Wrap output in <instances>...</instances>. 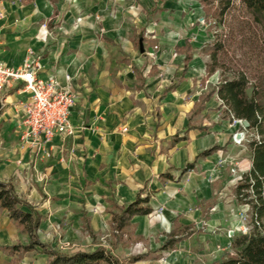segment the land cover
<instances>
[{"label": "crops", "instance_id": "0c3cea01", "mask_svg": "<svg viewBox=\"0 0 264 264\" xmlns=\"http://www.w3.org/2000/svg\"><path fill=\"white\" fill-rule=\"evenodd\" d=\"M110 1L0 0V60L13 67L38 62V77L55 75L69 85L75 96L70 121L77 127L65 138L27 135L23 118L30 96L21 83L6 87L0 93V180L12 182L18 197L42 215L39 240L54 249L56 240L71 234L80 204L81 219L88 218L94 234L140 188L150 195L152 212L134 216L129 235L154 236L162 245L170 229L193 224L197 229L189 236L202 227L211 249L222 233L210 232L229 226L235 209L229 197L221 198L229 189L230 161L245 162L228 142L225 122L206 124L214 106L206 102L192 116L212 83L203 52L209 42L201 26L193 30V15L181 16L180 0ZM185 44L191 46L189 60L178 49ZM195 121L203 127L188 126ZM214 144L226 147L194 162ZM251 164L252 152L249 170ZM186 239L165 264H194L196 251L184 246ZM28 242V233L0 207V264H45L39 246L26 252L2 248Z\"/></svg>", "mask_w": 264, "mask_h": 264}, {"label": "rangeland", "instance_id": "374dc122", "mask_svg": "<svg viewBox=\"0 0 264 264\" xmlns=\"http://www.w3.org/2000/svg\"><path fill=\"white\" fill-rule=\"evenodd\" d=\"M118 1L119 0H111L110 3L117 4ZM199 3V0H180L178 2V4L182 6V17H184L185 14L193 15L196 22V26L194 25L193 30L197 31L201 26V29H203L202 32L205 34L210 44L215 42L220 44V49L216 57L217 69L213 74L209 76L206 75L208 78L211 77L212 80L207 90L215 88L223 78L231 79L235 77L241 80L240 94L242 97L254 103L261 102L264 104V48L259 40L260 30L258 26L247 13L241 0H231L230 7L220 18L212 15L213 9L217 7L218 2L216 0L204 4L209 11L207 15L204 14V9ZM191 6H193L194 10H192ZM198 25L199 27H197ZM201 29L199 28V30ZM142 49L144 50V47H142ZM205 61L206 64H209L211 61L207 54L205 55ZM217 102L219 101L215 98V95L207 101V104L209 106H214V108H210L209 110H211V112L206 113V124L212 126L213 124L225 122L228 125L227 127L230 128L228 142L234 144L236 148L239 149H237L236 152L237 158H241L245 163L241 166L240 162L234 163V160H232L230 161L231 166L227 169L230 173L229 189L223 190L227 196L221 195V198H223L224 202H228L227 198L229 197L228 203H232L235 209H230L229 226L221 230L218 228V225H216L213 227V232H210L222 233V237L215 247L213 246L210 249L209 243L211 238L204 234L202 227L198 229V234L193 237L189 236L191 232L194 233L197 229L193 224L184 227V229L173 227L179 233L181 231L189 234L182 235L180 238L181 240L187 238L186 240L188 243H184V246L196 251L194 264H212L221 257L223 252L228 251L232 253L234 251L231 245L233 238L244 233L245 230L247 233L251 231L264 232V218L261 221H256L251 208L245 204L238 203L234 194L237 183L242 175L249 170L247 162L250 161L251 150L248 147V143L256 139V136L260 137V135H257V128L247 127L245 128V140L243 141V145L236 144L234 135L241 130L242 127L232 118L224 116L222 107L219 106ZM260 122L264 130V114ZM191 125L203 127L201 122L198 124L197 121L191 123ZM225 147L226 146H223V149H225ZM226 158L227 157L223 159L226 160ZM219 163L221 162L219 161ZM211 201H215V198L208 201L206 208L209 207V202ZM83 211L84 203L77 207V214H74L73 218H71V234L62 240H56V248H58H55L56 250L72 253L77 250H89L92 247L102 245L107 248L115 258L122 261L123 264H130L127 259L141 254H147L142 260L151 258L155 260L153 264H165V262H167L166 258L169 256L168 254H173L176 251L173 249L172 251H162L160 249V241L158 239L154 240V236L137 239V235H129L131 232H127L123 237L114 235L111 218L106 220L105 227L102 231L94 234L90 233L85 228V221L81 219V212ZM60 223L65 224L68 222L61 220ZM203 227L206 226L203 225ZM52 230L54 229L52 228ZM180 241L175 244L174 248H179ZM48 245L50 246V244Z\"/></svg>", "mask_w": 264, "mask_h": 264}, {"label": "trees", "instance_id": "16d2710c", "mask_svg": "<svg viewBox=\"0 0 264 264\" xmlns=\"http://www.w3.org/2000/svg\"><path fill=\"white\" fill-rule=\"evenodd\" d=\"M30 2L32 0H22ZM212 0H200L204 9V14H208V8L205 3ZM217 7L213 9L212 15L222 17L225 11L230 7L231 0H216ZM247 13L260 30L259 40L264 48V0H241ZM206 9V10H205ZM186 54V59L191 58V46L185 44V47L178 48ZM220 44L207 43L203 47V52L210 57V63L206 66V75L213 74L216 69L217 52ZM241 80L239 78L226 79L219 81L213 89L201 93L198 101L194 103L192 115L199 114L204 108L205 103L215 94L220 102L224 116L236 119H243L248 122L249 128H257L259 139H253L248 143L252 152V164L248 172L244 173L235 187V197L238 203L245 204L251 208L256 221L264 218V130L261 126L260 119L264 114V104L254 103L240 94ZM188 126L194 128L191 123ZM202 128V127H200ZM223 149L222 146L214 144L213 146L202 150L196 157H205L213 152ZM194 162L188 163L183 171H188L194 166ZM164 177H171L164 172ZM143 188H140L135 199L124 207L119 209L118 213L111 212L112 229L114 235L123 237L127 232L134 228L132 219L136 215H148L152 212L149 204L150 195H142ZM0 207L7 210L9 217L20 227V230L28 233L29 242L27 244H14L3 246L8 252H26L33 250L36 246L47 255L45 264H123L122 261L115 258L110 251L102 245L96 246L93 250H77L72 253L60 252L46 243L39 240L37 231L41 223L42 215L39 214L35 207L26 200L18 197L14 186L10 181L0 180ZM27 207L28 211L23 210ZM86 224V230L92 233L88 218L83 215ZM184 229V227H182ZM181 228V229H182ZM183 233V234H181ZM181 234V235H180ZM182 235H189L184 232H177L171 229L166 234V239L160 246L161 250H172L175 244L181 240ZM137 239H143L138 235ZM231 245L234 251L223 252L218 260L212 264H264V232L251 231L242 233L233 238ZM147 254L133 256L128 259L129 263H135L145 258Z\"/></svg>", "mask_w": 264, "mask_h": 264}, {"label": "built area", "instance_id": "2783aa9c", "mask_svg": "<svg viewBox=\"0 0 264 264\" xmlns=\"http://www.w3.org/2000/svg\"><path fill=\"white\" fill-rule=\"evenodd\" d=\"M38 62L29 61L21 66H8L0 60V93L14 83H21L22 90L30 98L25 108L23 124L26 134L39 138H51L55 134L65 137L74 136L77 127L70 121V108L75 102V96L69 85H62L55 75L40 78L37 75L40 69ZM242 129L234 135V141L243 145L245 128L248 122L243 119L232 118ZM126 131L127 128H122ZM256 139H259L256 136ZM244 233H247L246 230Z\"/></svg>", "mask_w": 264, "mask_h": 264}, {"label": "water", "instance_id": "95a60500", "mask_svg": "<svg viewBox=\"0 0 264 264\" xmlns=\"http://www.w3.org/2000/svg\"><path fill=\"white\" fill-rule=\"evenodd\" d=\"M142 49V47H140Z\"/></svg>", "mask_w": 264, "mask_h": 264}]
</instances>
